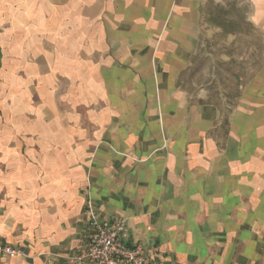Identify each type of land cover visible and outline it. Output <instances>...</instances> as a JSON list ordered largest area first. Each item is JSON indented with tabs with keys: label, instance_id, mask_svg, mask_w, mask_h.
<instances>
[{
	"label": "crops",
	"instance_id": "crops-1",
	"mask_svg": "<svg viewBox=\"0 0 264 264\" xmlns=\"http://www.w3.org/2000/svg\"><path fill=\"white\" fill-rule=\"evenodd\" d=\"M212 1L0 0V264H75L92 211L156 264H264V61L227 115L186 84Z\"/></svg>",
	"mask_w": 264,
	"mask_h": 264
},
{
	"label": "rangeland",
	"instance_id": "rangeland-1",
	"mask_svg": "<svg viewBox=\"0 0 264 264\" xmlns=\"http://www.w3.org/2000/svg\"><path fill=\"white\" fill-rule=\"evenodd\" d=\"M264 61V32L251 20L247 0H217L205 7L203 31L186 84L201 101L227 115L240 87Z\"/></svg>",
	"mask_w": 264,
	"mask_h": 264
},
{
	"label": "built area",
	"instance_id": "built-area-1",
	"mask_svg": "<svg viewBox=\"0 0 264 264\" xmlns=\"http://www.w3.org/2000/svg\"><path fill=\"white\" fill-rule=\"evenodd\" d=\"M123 222H103L91 212L90 229L84 246L73 257L75 264H156L142 245L130 246L124 239ZM19 250L0 239V259Z\"/></svg>",
	"mask_w": 264,
	"mask_h": 264
}]
</instances>
